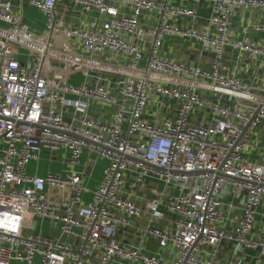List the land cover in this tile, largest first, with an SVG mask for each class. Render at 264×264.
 <instances>
[{"label":"built area","instance_id":"1","mask_svg":"<svg viewBox=\"0 0 264 264\" xmlns=\"http://www.w3.org/2000/svg\"><path fill=\"white\" fill-rule=\"evenodd\" d=\"M172 1L30 0L46 18L36 33L0 0V264H234L220 259L223 242L262 263L264 65L229 64L226 53L264 60V0ZM62 2L98 20L68 25ZM239 9L257 19L236 38ZM167 37L197 41L209 67L165 58ZM95 105L113 107L112 118L92 116ZM44 151L68 161L60 173L29 175ZM85 152L108 161L92 192ZM148 180L163 188L143 198ZM144 215L139 244L121 242Z\"/></svg>","mask_w":264,"mask_h":264},{"label":"crops","instance_id":"2","mask_svg":"<svg viewBox=\"0 0 264 264\" xmlns=\"http://www.w3.org/2000/svg\"><path fill=\"white\" fill-rule=\"evenodd\" d=\"M12 1L15 9L22 12L23 18L26 24L30 26L32 30L36 33H42L46 30V18L44 14L31 7L29 5L30 0H10ZM173 5H179V1H172ZM198 13L201 18L209 16L210 10L207 6H200L198 8ZM57 14L59 18H63L64 22L68 25H78L80 23H92L98 20V14L95 11L89 13H82L76 8H72L71 5H68L66 2L59 3L57 5ZM252 15V17H251ZM254 20L257 19V13L251 14L245 9H239L232 18V30L234 31L235 37L240 38L243 34V29L245 26V21L248 18ZM180 25L190 24V20L183 18L179 20ZM201 26V24H199ZM145 29L149 28L147 24L143 25ZM248 37L254 41L258 42L263 39V35L254 33L253 31L248 32ZM162 55L165 58L173 59L179 62H184L189 65H198L203 68H208L210 65V54L202 50L200 44L197 41L180 39V38H170L167 37L163 42V47L161 51ZM241 62V67H249L252 70H257L261 67V64L264 65V60L260 61L249 57L248 55H240L232 52L230 49L226 53V62L229 64H234L236 59ZM264 73V69L262 68ZM115 109L108 106H93L91 108L90 114L101 120H110L114 113ZM173 117L172 114L168 115ZM259 145L264 148V131L261 134L259 140ZM252 158L256 159L255 153L251 155ZM69 158V153L65 151H59L55 153H49L44 151L40 155L38 161L32 162L27 167V173L29 175H38L44 176L48 171L55 173H60L64 168V165L67 163ZM83 163H85L86 173H87V186L88 189L92 192L100 184L105 168L108 166L107 160H102L96 158L94 155H90L88 152H85L83 156ZM158 188L162 189L163 186L160 183L155 181H146L142 186L137 188V194L143 198L152 197L150 189ZM170 191V189H168ZM88 193L85 197L86 202H90L92 199V193ZM142 203V202H141ZM224 203L226 204L225 210L228 211V205L232 203V200L229 195L224 196ZM236 203V202H235ZM143 204V203H142ZM236 215H239L238 211H232L230 221L227 224V229L230 230L234 226V218ZM147 215H144L140 218L133 219V226L128 228H123L119 233V240L124 243H132L134 245L139 244V235L143 229L148 225ZM37 222H41L37 220ZM41 224V223H40ZM163 223H159V226H162ZM167 224V223H166ZM44 229H49V224L44 223ZM46 233V231H44ZM257 235L264 234V207L260 209V214L257 216ZM150 247L155 248L156 242L154 241ZM147 248V247H146ZM218 255L221 260L234 263V264H254L257 259V252L247 249H236L232 243L223 242L218 247ZM264 264V258L262 263Z\"/></svg>","mask_w":264,"mask_h":264},{"label":"rangeland","instance_id":"3","mask_svg":"<svg viewBox=\"0 0 264 264\" xmlns=\"http://www.w3.org/2000/svg\"><path fill=\"white\" fill-rule=\"evenodd\" d=\"M77 80H78V77H76V78L72 79V82H74V83H75V82H77ZM37 224H39V223H37ZM33 226H36V223H34V224H33Z\"/></svg>","mask_w":264,"mask_h":264},{"label":"bare ground","instance_id":"4","mask_svg":"<svg viewBox=\"0 0 264 264\" xmlns=\"http://www.w3.org/2000/svg\"><path fill=\"white\" fill-rule=\"evenodd\" d=\"M1 225H2V226H4V225H5V223H1Z\"/></svg>","mask_w":264,"mask_h":264}]
</instances>
